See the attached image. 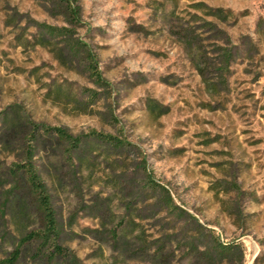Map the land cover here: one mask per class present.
<instances>
[{"label": "rangeland", "instance_id": "1", "mask_svg": "<svg viewBox=\"0 0 264 264\" xmlns=\"http://www.w3.org/2000/svg\"><path fill=\"white\" fill-rule=\"evenodd\" d=\"M69 1L78 24L59 0H0V263L42 229L13 171L31 148L62 254L34 241L16 264H264V0Z\"/></svg>", "mask_w": 264, "mask_h": 264}, {"label": "trees", "instance_id": "2", "mask_svg": "<svg viewBox=\"0 0 264 264\" xmlns=\"http://www.w3.org/2000/svg\"><path fill=\"white\" fill-rule=\"evenodd\" d=\"M59 1L63 8L66 20L71 24H78L79 8L75 7L69 0ZM43 27L46 35L50 38H62L64 40L67 39L69 53L73 56L82 54L83 59L88 63L87 70L90 77L92 78L94 83H96L97 85H102L103 82L101 80L100 73L97 70L92 54L79 42L68 41L71 38L69 30L64 28H52L48 26ZM225 56V63H228V59L230 58L229 53H226ZM199 72L203 75V71L201 69H199ZM43 133L52 136L57 143L64 145L66 156L68 158H71L73 152L79 149L82 142V137H73L66 130L60 128H43ZM90 135L93 136L99 143L107 144L114 148H121L124 146V143L122 141L117 140L111 136L98 133H92ZM31 137L33 138L32 141H35L36 137ZM33 156V150H31V148L27 149V161H24L21 164H16L13 171L16 174H20L22 176L25 186H27V188L29 189V193L35 201L36 209L41 216L42 229L22 235L19 239V243L15 251L10 254V257L8 259L1 262L0 264H16L21 255V248L26 244L34 241L40 242L44 247H49L51 249L50 251L52 255L50 260L62 254V249L57 245L59 239V230L55 219V213L51 207L50 197L47 193V189L31 162ZM149 186L152 189H158L164 195L166 194V199L163 202V205L165 207L169 208L170 210L178 209V207H176L172 203V199L168 195L166 188L162 186H156L152 183H150ZM232 250V246L217 244L214 252L220 257H223L228 255Z\"/></svg>", "mask_w": 264, "mask_h": 264}]
</instances>
